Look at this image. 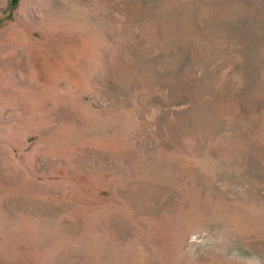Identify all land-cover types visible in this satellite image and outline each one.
Listing matches in <instances>:
<instances>
[{
	"label": "rangeland",
	"instance_id": "obj_1",
	"mask_svg": "<svg viewBox=\"0 0 264 264\" xmlns=\"http://www.w3.org/2000/svg\"><path fill=\"white\" fill-rule=\"evenodd\" d=\"M0 264H264V0H0Z\"/></svg>",
	"mask_w": 264,
	"mask_h": 264
}]
</instances>
